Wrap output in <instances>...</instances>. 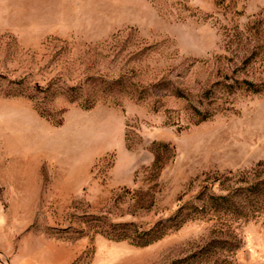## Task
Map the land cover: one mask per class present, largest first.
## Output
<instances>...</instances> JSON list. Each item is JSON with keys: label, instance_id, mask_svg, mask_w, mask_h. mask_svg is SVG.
<instances>
[{"label": "rangeland", "instance_id": "1", "mask_svg": "<svg viewBox=\"0 0 264 264\" xmlns=\"http://www.w3.org/2000/svg\"><path fill=\"white\" fill-rule=\"evenodd\" d=\"M153 143L172 148L156 170ZM254 185L264 0H0V260L264 264V194L147 245L108 238Z\"/></svg>", "mask_w": 264, "mask_h": 264}, {"label": "trees", "instance_id": "2", "mask_svg": "<svg viewBox=\"0 0 264 264\" xmlns=\"http://www.w3.org/2000/svg\"><path fill=\"white\" fill-rule=\"evenodd\" d=\"M151 151L154 155L151 166L155 170L160 169L162 166L161 164H164L166 163V160H169L168 158L166 160L164 159L166 154L168 156L172 154V148L164 143H153ZM263 192L262 189L257 187V185L250 187L249 196L252 195L253 197L245 198L241 197V195L232 197L228 195L207 194L205 191H202L200 192L199 197H196L197 205L195 207L188 209L185 214H182L181 211L178 210L167 220V224L159 221L147 232L137 234L136 230H125L122 231V233L113 232L111 235H108V238L115 241L128 239L132 242L136 240L135 238H138V241L136 242L137 245H147L163 237L169 230L180 228L189 220L204 219L206 217L208 220L215 221L228 217L236 219L240 216H246L243 211L245 209L247 211L252 204V201H248V199H257L259 196H263Z\"/></svg>", "mask_w": 264, "mask_h": 264}, {"label": "crops", "instance_id": "3", "mask_svg": "<svg viewBox=\"0 0 264 264\" xmlns=\"http://www.w3.org/2000/svg\"><path fill=\"white\" fill-rule=\"evenodd\" d=\"M26 171H27V177L34 178L35 167H33V168L27 167ZM10 243H11V235L7 234L5 237H3L2 233L0 232V250L9 252L10 251L9 250L10 249ZM6 261L8 262V264H34L29 259H27V260H25V262H21V263L14 260L13 258H10L9 261L8 260H6Z\"/></svg>", "mask_w": 264, "mask_h": 264}, {"label": "built area", "instance_id": "4", "mask_svg": "<svg viewBox=\"0 0 264 264\" xmlns=\"http://www.w3.org/2000/svg\"><path fill=\"white\" fill-rule=\"evenodd\" d=\"M0 264H8V262L6 260H0Z\"/></svg>", "mask_w": 264, "mask_h": 264}]
</instances>
